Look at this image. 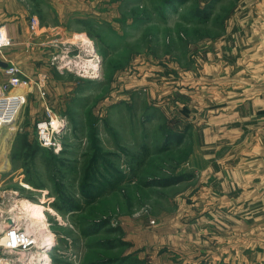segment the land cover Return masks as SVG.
Instances as JSON below:
<instances>
[{
	"label": "rangeland",
	"instance_id": "374dc122",
	"mask_svg": "<svg viewBox=\"0 0 264 264\" xmlns=\"http://www.w3.org/2000/svg\"><path fill=\"white\" fill-rule=\"evenodd\" d=\"M23 1L52 27L44 44L53 55L47 61L39 49L49 70L39 79L28 71L33 61H23L31 81L24 105L15 128L0 132V238L19 227L38 242L0 248V264H24L36 247L49 256L39 264H264V215L258 227L261 215L214 210L221 202L206 197L207 181L193 169L207 119L196 113L207 95L236 103L239 93L264 91L252 63L263 58L264 3ZM227 30L236 48L226 55L240 62L224 69L216 90L206 80V47ZM49 113L62 125L47 147L36 124ZM232 117L216 139L241 138L237 121L249 120ZM23 198L42 207L19 220Z\"/></svg>",
	"mask_w": 264,
	"mask_h": 264
},
{
	"label": "crops",
	"instance_id": "0c3cea01",
	"mask_svg": "<svg viewBox=\"0 0 264 264\" xmlns=\"http://www.w3.org/2000/svg\"><path fill=\"white\" fill-rule=\"evenodd\" d=\"M262 3H264V0H256L257 5ZM35 8L37 9V7ZM32 16L39 20L38 26L35 28H32L30 23ZM259 16L262 18L261 15ZM41 20L42 15L35 11L28 1L0 0V26L6 28L13 41L10 46L5 47L0 52V57L3 60L17 64L22 70H27V64L24 65L23 61L27 58L31 59L33 64H29L28 71L31 76L38 79L49 73L48 67L43 66L42 60L46 59L48 61L53 55L51 47L46 48L44 44V42H47L46 38L49 36V30L52 27L48 28L46 25L41 24ZM233 34L232 30H227L221 38L216 41L212 40V45L206 47L207 51L204 58L208 74L206 80L209 82L213 80L211 86L215 89L218 86L223 87L222 85L227 79V75H222L224 69L227 68L232 71L231 69L236 68V62H240V58L235 60L234 57L226 55L230 54V50L235 52L236 47H232L231 43ZM41 47L46 53L44 59L41 51H39ZM257 52L262 54L263 58H260L254 52L257 57L252 59V63L257 66L261 85L264 87V46H261ZM47 65L49 63H46ZM210 70L211 75H209ZM210 76H213L212 79H210ZM5 77L4 68L0 67V83L5 80ZM251 82L252 79H250V84H252ZM227 98L223 93L219 94L217 91L213 93L212 91L210 96L207 95L205 110L202 109L200 115L196 113V118L204 116L207 119L202 125L203 129L205 126V141L200 143L196 141L195 144L193 169L195 168L197 176L201 177L200 180L207 181L205 187L207 188L206 197L212 196L214 201L219 200L215 203L221 202V206H216L214 210L219 211L220 209L221 213L228 215H231V213L261 215L257 222L260 223L258 227H263L264 91L248 97L245 93H239L236 103L235 99ZM197 103L198 99L193 98V104L196 106ZM229 116H233L232 119L238 117L239 119L249 120V122L243 121L241 124L240 121H237L238 128H240L238 129V135H241V138L236 143L235 141H226L224 137V140L222 138L216 139L220 130L222 133L228 131H223L220 128L226 127V124L228 127L232 126L230 122L228 124L222 121L223 118ZM196 128L198 129L197 125ZM196 135H198L197 132ZM209 151H213V153H209ZM215 184L220 186L219 191L213 189ZM209 186L212 187L209 188ZM220 191L221 194H216ZM214 210H211V212H214Z\"/></svg>",
	"mask_w": 264,
	"mask_h": 264
},
{
	"label": "built area",
	"instance_id": "2783aa9c",
	"mask_svg": "<svg viewBox=\"0 0 264 264\" xmlns=\"http://www.w3.org/2000/svg\"><path fill=\"white\" fill-rule=\"evenodd\" d=\"M37 25L38 18L34 17L31 26L35 28ZM11 44L12 39L6 28L0 26V52ZM5 75V80L0 83V132L15 128L29 89L26 84L31 83L23 79L22 71L16 65L8 68ZM45 93L46 91L43 90L42 94ZM56 119L57 117L51 113L48 117L38 119L36 134L42 146L49 147L54 144L55 132L59 130L55 124ZM35 244V237L19 227L8 228L0 238V248L10 252L26 251Z\"/></svg>",
	"mask_w": 264,
	"mask_h": 264
},
{
	"label": "bare ground",
	"instance_id": "6f19581e",
	"mask_svg": "<svg viewBox=\"0 0 264 264\" xmlns=\"http://www.w3.org/2000/svg\"><path fill=\"white\" fill-rule=\"evenodd\" d=\"M83 59H84L83 61L84 64L94 66V62H95L94 60H91L88 58H83ZM55 124L58 127V129H60L62 122L60 119L57 118L55 121ZM41 207L42 206L40 204H35L34 202H32L31 200H28L27 198L20 199L16 204V209H18L17 211L22 213L23 216H21L19 220L22 218L28 219L30 214H36L38 210L39 211L41 210ZM35 242H36V238H35ZM48 257L49 256L45 251H42L40 250V248L36 247L34 251L32 250L28 255H26V257L23 258V261H24L23 263L24 264H39L45 259H48ZM9 264H12V263L10 262Z\"/></svg>",
	"mask_w": 264,
	"mask_h": 264
},
{
	"label": "water",
	"instance_id": "95a60500",
	"mask_svg": "<svg viewBox=\"0 0 264 264\" xmlns=\"http://www.w3.org/2000/svg\"><path fill=\"white\" fill-rule=\"evenodd\" d=\"M13 65H14L13 63H11L9 61H6V60H3L0 57V67H3L4 68V71H6L8 68L12 67ZM15 65L18 66L17 64H15Z\"/></svg>",
	"mask_w": 264,
	"mask_h": 264
},
{
	"label": "trees",
	"instance_id": "16d2710c",
	"mask_svg": "<svg viewBox=\"0 0 264 264\" xmlns=\"http://www.w3.org/2000/svg\"><path fill=\"white\" fill-rule=\"evenodd\" d=\"M83 20H85V19H83ZM24 146L26 147V148H28L29 147V143L25 140V143H24ZM184 177H179V178H177L175 181H180V180H182Z\"/></svg>",
	"mask_w": 264,
	"mask_h": 264
}]
</instances>
